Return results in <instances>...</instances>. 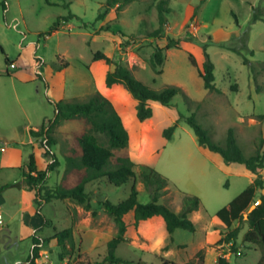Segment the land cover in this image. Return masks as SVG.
Segmentation results:
<instances>
[{"label": "rangeland", "instance_id": "rangeland-1", "mask_svg": "<svg viewBox=\"0 0 264 264\" xmlns=\"http://www.w3.org/2000/svg\"><path fill=\"white\" fill-rule=\"evenodd\" d=\"M105 1L0 0L5 5V8L0 5V188L9 186L0 195V202L5 203L0 206L3 217L0 264H25L34 235L48 240L42 244L35 264L102 261L106 243L117 235V230L99 202L109 200L117 204L128 197L134 184L138 201L149 203L150 195L138 177L141 165L154 169L168 181L158 203L179 213L180 193H186L200 200L204 213L192 216L196 221L195 232L176 230L172 244L160 233L156 237L155 229L146 232L142 241H135L134 235L139 231L132 229L130 239L114 251L116 257L147 264H161L164 260L174 264H216L215 258L224 255L230 256V264H257L262 252L243 241L246 224L241 225L235 253L229 245L214 241L218 237L214 229L220 224L216 212L246 189L253 176L243 166L227 168L218 153L212 155L223 167H214L204 158L192 129L183 121L177 123L172 140H166L164 131L180 115L194 114L215 144L225 146L231 129L244 157L255 155L258 148L264 151V0H206L194 16L200 0H169L167 23L159 38L148 37L158 27L155 1L136 0L119 13L112 9L103 21L96 22ZM69 13L75 18L61 24L50 36L40 37L58 18ZM255 15L259 17L256 21ZM102 26H109L111 31H101ZM169 38L181 39V46L163 52L164 62L159 67L162 73L157 75L149 59ZM221 44L235 48L240 54L221 48ZM97 51L128 67L136 80L152 90L161 91L174 85L183 94L173 98L171 107L150 103L152 117L141 123L136 117L137 102L122 87L103 86L105 72L107 68L113 70V66L93 63ZM189 54L193 55L197 68L190 64ZM205 54L214 65L218 92L207 91L198 75ZM244 58L249 65L243 64ZM65 62L68 67L59 71V64ZM10 63L16 68L10 69ZM95 92L111 101L128 131L126 152L134 163L137 179L118 188L102 182L89 183L86 187L91 198L89 211L69 199L51 200L42 205L41 211L49 223L37 231L41 219L35 194L23 195L16 187L30 154L39 169H45L48 163L41 137L32 138L30 131H38L45 119H53L54 102H83ZM88 131L85 120L66 121L56 127L53 135L57 144L53 152L60 165L48 175L49 189L71 186L77 181L75 174H66L65 157L75 146L76 136ZM94 135L106 145L102 136ZM16 145H24L21 158L24 162L19 170L7 166L20 159L9 153ZM260 174L264 181V169ZM203 226H207L206 232ZM68 228L72 231L74 248L65 251L61 260V250L53 238ZM166 245L170 252L165 250ZM168 252L170 255L166 257Z\"/></svg>", "mask_w": 264, "mask_h": 264}, {"label": "trees", "instance_id": "trees-1", "mask_svg": "<svg viewBox=\"0 0 264 264\" xmlns=\"http://www.w3.org/2000/svg\"><path fill=\"white\" fill-rule=\"evenodd\" d=\"M134 1L136 0H106L100 7L96 22L103 21L112 9H115L116 13H119L126 5ZM153 1L156 2L158 27L148 33V37L159 38L163 35L164 27L167 23L166 14L170 11L168 8L169 0ZM205 1L200 0V4L194 9L193 16ZM0 5L5 8L3 2H0ZM73 18L75 16L71 13L66 17L58 18L51 29L46 33L40 34V37H47L57 32L61 24ZM258 19L259 17L255 15L254 20L256 21ZM100 30L105 32L111 31L109 26H102ZM123 37L125 36L123 35ZM181 42V39L169 38L163 48L155 49L149 59V65L155 74L160 75L162 73L159 67L164 62L163 52L169 49H179ZM220 47L240 54L239 51L228 45L221 44ZM204 58L205 61L202 65V71L198 70V75L202 79L203 86L207 91L218 92L214 85V65L207 54L204 55ZM188 60L193 67L197 68L192 54L188 55ZM5 62L8 63L7 59ZM92 62L104 65L105 67L113 66V70L107 68L103 78V86L106 89L122 87L137 102L135 107L136 117L141 123L152 117L150 103H158L164 107H171L173 98L178 94H183L182 89L174 85H167L161 91L152 90L142 82L136 80L128 67L114 62L102 51L94 53ZM243 64L249 65V61L244 58ZM67 67L68 63L65 62L59 64L57 69L61 71ZM185 99L187 100L186 97ZM53 106V119H45L38 131H30L32 138L36 139L41 137L40 144L44 157L48 161L47 166L45 169H39L35 163L34 156L30 154L25 165L26 167L22 172L24 187L35 193V202L38 207L37 213L41 219V225L36 229L37 231H41L49 223L41 211L42 205L50 203L51 200L64 201L69 199L81 206L84 210L89 211L91 208V198L86 193V187L89 183L102 182L118 188L137 179V175L133 170L134 163L126 152L129 144L128 131L109 99L101 93L95 92L83 102L58 101L54 102ZM72 120H85L89 125L88 132L76 136L75 146H73L65 157L66 174L73 173L78 179L71 186L59 185L51 190L46 185L48 175L60 165L58 158L53 152V147L57 144L53 134L56 127L62 122ZM179 121H183L192 129L200 147L212 153L220 154L226 165H242L246 170L255 175V179L246 189L230 201L226 207L216 212L215 216L226 228V232L217 243L218 245H229L232 253H235L236 240L242 230L241 225L246 224L247 231L244 234L243 241L260 248L262 256L257 264H264V196L262 194L259 196V199L262 200L261 204L249 213L246 219L244 218V214L247 213L249 207L257 200L255 198L256 191H262L264 189V181L260 174V171L264 168V151L258 148L255 155L244 157L236 145L231 129L228 130L225 146L215 144L208 132L199 125L194 114L189 117L180 115L178 121L164 131L166 140L170 141L172 139V135ZM93 133L102 136L106 140V145L101 143L100 138ZM138 177L140 183L144 185L150 195L151 201L149 203L142 204L138 201V191L134 184L131 187L128 197L119 201L117 204H113L109 200L99 202L105 213L112 217L117 235L106 243V255L103 260L95 264H146L143 261L135 263L114 255V251L118 245L124 242V235L127 229L124 217L129 213L133 215V226L135 228H138L140 223L143 222L162 220L166 229L167 240L170 244L173 243V234L176 230L195 232V221L191 217L192 213L198 211L204 213V209L197 197L180 193L182 207L179 213H175L169 207L158 203L161 192L165 191L168 186L166 178L146 165L140 166ZM8 187V185H5L0 188V191ZM234 222H237L239 225L232 229L231 226ZM53 239L56 240L57 246L61 250L59 254L60 259L64 260V252L74 248L71 229L68 228L56 233ZM47 241V239H40L37 235H34L33 248L25 264H35V260L39 257L42 244ZM168 248L169 245H166L165 250ZM161 264L174 263L164 260ZM216 264L230 263L224 255H219L216 259Z\"/></svg>", "mask_w": 264, "mask_h": 264}, {"label": "crops", "instance_id": "crops-1", "mask_svg": "<svg viewBox=\"0 0 264 264\" xmlns=\"http://www.w3.org/2000/svg\"><path fill=\"white\" fill-rule=\"evenodd\" d=\"M146 122V121H145ZM144 123V122H143ZM172 140V139H171ZM31 143H27L25 145H30ZM22 146L24 145H16V146H13L12 148L9 149V153H11L12 155H16L17 157H19L20 159L16 162V163H12V162H9L8 163V168L10 169H20L21 166H23V162L24 161H21V158L23 156V149H22ZM199 150L200 152L203 154L204 158L205 159H208L212 165H214V167H217L218 169H221L223 167V164L218 160V158H215L213 155H212V152L208 151L207 149H204L202 147L199 146ZM27 154V153H26ZM29 154V153H28ZM28 156V155H27ZM202 158V159H204ZM205 159L203 162H205ZM11 161V159H10ZM27 162V161H26ZM25 162V163H26ZM236 165L238 164H231V165H226L227 168H234L236 167ZM238 166H242V165H238ZM244 167V166H243ZM245 168V167H244ZM264 169V168H263ZM262 169V170H263ZM262 170L260 171V173L262 172ZM245 171L249 174H251L253 176V178L255 179V175H253L251 172H249L248 170L245 169ZM243 172V171H242ZM244 173V172H243ZM253 179V180H254ZM253 180L251 181V183L253 182ZM16 187L20 190V192L23 194V195H27V194H35L33 191H29L27 190L24 185H23V176H22V179L16 183ZM3 191H0V195ZM260 195V191L257 190L256 193H255V198L256 199H259V196ZM35 196V195H34ZM19 201V200H18ZM5 205V203L3 201L0 202V206H3ZM181 208V206H180ZM200 212V211H198ZM198 212H194L192 213V216L193 214H196ZM202 212V211H201ZM191 216V217H192ZM2 215L0 214V219L2 220ZM193 219V217H192ZM124 220L127 224V229H126V232H125V235H124V242L128 241L131 237L130 235V231L132 229L134 230H138L139 232L138 233H135V238L136 239L135 241H142L143 237L146 235V232L149 233V231H153L154 229L156 230V237L158 236V234L160 233L163 237V239H166L167 238V233H166V229H165V226H164V223L162 222V220L158 219V220H150V221H147V222H143V223H140V225L138 226V228H135L133 226V215L132 213H129L128 215H126L124 217ZM195 221V219H193ZM3 225V223H2ZM239 224L237 222H234L231 226V228H236ZM218 227L216 229H214L215 231L214 232H217L218 233V237L216 239H214V241H218L221 239V237L223 236V234L226 232V228L225 226L220 222V224L217 225ZM247 228V225H245ZM195 227H196V221H195ZM148 229V230H145V229ZM203 231L206 232L207 231V226H203L202 227ZM196 230V228H195ZM116 234V233H115ZM161 237V238H162ZM133 241V242H135ZM212 241V242H214ZM122 242V243H124ZM121 243V244H122ZM129 243V242H128ZM173 243H174V240H173ZM142 249V248H141ZM166 251H169L170 252V247L166 250ZM168 252V253H169ZM170 255L169 254H166V257H168ZM164 259V258H162ZM216 259L215 258V262H216ZM227 260L230 261V256H227ZM146 263V262H145ZM230 263V262H229ZM147 264V263H146Z\"/></svg>", "mask_w": 264, "mask_h": 264}, {"label": "water", "instance_id": "water-1", "mask_svg": "<svg viewBox=\"0 0 264 264\" xmlns=\"http://www.w3.org/2000/svg\"><path fill=\"white\" fill-rule=\"evenodd\" d=\"M261 194L264 196V189L261 191ZM261 202H262L261 199H257V200L255 201V203L252 204V205L249 207L247 213L244 214V218L246 219V218H247V215H248L249 213H251V212H252V211H253L258 205H260Z\"/></svg>", "mask_w": 264, "mask_h": 264}, {"label": "built area", "instance_id": "built-area-1", "mask_svg": "<svg viewBox=\"0 0 264 264\" xmlns=\"http://www.w3.org/2000/svg\"><path fill=\"white\" fill-rule=\"evenodd\" d=\"M9 68H10V69H15L16 66H15L13 63H10V64H9Z\"/></svg>", "mask_w": 264, "mask_h": 264}]
</instances>
